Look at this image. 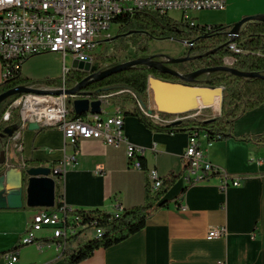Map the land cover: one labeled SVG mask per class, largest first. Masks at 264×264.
Returning a JSON list of instances; mask_svg holds the SVG:
<instances>
[{
    "label": "crops",
    "instance_id": "1",
    "mask_svg": "<svg viewBox=\"0 0 264 264\" xmlns=\"http://www.w3.org/2000/svg\"><path fill=\"white\" fill-rule=\"evenodd\" d=\"M223 10L226 24H234L245 16L264 14V0H226ZM22 71L31 79L60 78L62 62L56 53L39 54L28 58ZM4 80L0 60V83ZM111 103L105 107L107 113L117 107ZM134 107L127 103L123 114ZM199 115L204 116L202 111ZM44 128L26 127L17 142L9 138L8 168L22 166L26 160L30 165L52 167L72 154L73 148L65 147L61 129ZM124 130L128 141L144 151L139 156L145 158L147 171L130 166L127 144L114 147L101 139H82L78 164L68 166L61 178L55 176L54 207L29 206L24 195L22 208L0 209V252L16 251L19 259L15 264H65V248L56 239L53 244H21L40 209H55L62 200L74 209L113 213L118 206L143 203L149 171L156 170L161 178L183 171L164 198L170 201L168 207L150 217L143 230L96 250L91 258L78 264H264V141L241 138L264 135V102L235 121L233 138L210 142L201 132L199 141L207 158L241 180L239 186L230 183L226 191L218 176L191 185L185 181L184 153L189 132L152 131L132 115H125ZM18 143L22 144L21 150ZM211 227H225L227 234L210 239L207 235ZM37 235L39 240H54L50 230ZM0 264L9 263L3 256Z\"/></svg>",
    "mask_w": 264,
    "mask_h": 264
},
{
    "label": "built area",
    "instance_id": "2",
    "mask_svg": "<svg viewBox=\"0 0 264 264\" xmlns=\"http://www.w3.org/2000/svg\"><path fill=\"white\" fill-rule=\"evenodd\" d=\"M226 0H0V60L4 67V78H7L13 67L35 55L56 53L62 62L60 81L55 84L33 83L34 91L23 93L14 99L4 111L2 119L8 121L14 109H20L21 123L19 129L10 137L14 142L19 141L21 131L30 122L38 123L41 128L55 127L64 133L65 147H72V154L52 165L56 176L68 166L78 164V144L82 139H101L105 144L119 147L127 144L129 164L136 169H143L139 154L144 151L130 143L124 130V114L117 106L112 113H107L110 97L121 93L135 94L129 89H122L102 95L93 100L102 102L101 113L86 112L72 118L75 113L73 102L82 95L67 93V78L74 69L68 65L67 58L96 64L95 51L103 41H111V27L120 15H133L136 11H151L169 14L178 11L181 20L187 21L191 12L203 10H223ZM185 44H189L185 41ZM230 54L224 58V65L234 66L238 55L245 53L237 40L228 43ZM98 64V63H97ZM109 63L99 70H104ZM77 70V69H76ZM59 92V93H57ZM150 96V93H149ZM136 97V96H135ZM146 116L166 124L174 123L183 118L182 115L163 118L150 101L147 107L140 104ZM202 134H190L189 144L184 153L187 184H196L218 176L222 179L221 188L226 191L229 184L239 186L240 178L228 173L213 164L200 145ZM212 142V141H210ZM18 150L22 144L18 143ZM152 192L156 184L162 183V178L156 170L149 171ZM123 208L118 206L113 212L118 215ZM86 210L74 209L66 204L55 209H40L32 218V222L21 238V244L38 243V233L50 230V237L58 240L60 247H67L68 239L73 237L88 239L97 236L102 230L96 226V221L85 216ZM227 234L225 227H211L207 237L219 238ZM39 244V243H38ZM9 264L18 261V253L14 250L4 255Z\"/></svg>",
    "mask_w": 264,
    "mask_h": 264
},
{
    "label": "trees",
    "instance_id": "3",
    "mask_svg": "<svg viewBox=\"0 0 264 264\" xmlns=\"http://www.w3.org/2000/svg\"><path fill=\"white\" fill-rule=\"evenodd\" d=\"M118 25V37L113 39L116 44L123 43L125 38L132 35L142 36L141 40L134 43L136 54L140 57L146 56L149 52V43L154 39H175L187 41L188 47L184 55L195 56L175 66L181 72L188 73L201 68L219 67L224 64V58L230 54L228 43L230 40L229 31L233 24L213 23L199 24L189 18L187 21L177 20L168 14L151 11H136L133 15H120L115 20ZM131 32L130 35H123ZM245 53L238 55L234 67L243 72H257L264 74V22L260 20L247 21L240 30V35L236 39ZM121 41V42H119ZM138 58V57H137ZM27 60V59H26ZM13 67L9 76L4 82L0 83V94L19 86H30L33 83L53 84L58 83L60 78L31 79L22 71V65ZM97 63L102 66L109 63L104 69L116 66L126 60L120 55V50L108 52L107 50L96 56ZM154 75L164 80L178 82L179 78L170 73H162L152 67L145 65L133 66L128 69L113 73L112 75L96 82H92L82 91L89 94L91 98H98L102 95H110L122 89L131 90L135 96L130 93L116 94L110 97V101L116 103L123 113L127 103H133L134 109L124 113L125 115L136 116L147 128L157 132H178L186 131L189 134L193 132H203L210 141H220L234 136L235 121L247 111L253 110L264 102V78L261 77H242L223 70L212 71L198 76L193 83L206 86H223L224 103L223 111L220 116L209 119L205 116H194L193 112L183 114L180 124L162 123L153 117L146 116L140 104L147 107L149 104V76ZM88 76L87 72L72 69L67 78V87L74 88L78 83ZM16 94L0 105V134L6 128L13 132L19 129L21 123V113L14 109L8 121L2 119L4 111L10 103L19 97ZM163 118L166 114H161ZM71 117H78L76 113H71ZM45 128H40L44 130ZM9 138V136H6ZM242 139H255L264 141V135L242 136ZM1 140V139H0ZM142 167L147 171L146 160L139 157ZM26 162H29L26 160ZM186 167H184L185 169ZM182 172H170L162 178V185L157 191L152 192L150 183L147 181L145 198L143 203L133 207L123 208L118 215L101 210L85 212V216L96 221V226L102 230L97 235L85 239L79 237L68 239V246L64 249L65 264H78L91 258L96 250L108 248L118 244L130 236L143 230L150 217L160 209L168 207L170 201L164 199L169 190L178 182ZM61 178V177H60ZM187 188V187H186ZM185 188V189H186ZM57 191L61 197V186L58 184ZM185 193V190L182 194ZM63 201L57 203L61 207ZM55 241L39 240L38 243L53 244ZM78 242V246H73ZM8 251L0 252V258L8 254Z\"/></svg>",
    "mask_w": 264,
    "mask_h": 264
},
{
    "label": "water",
    "instance_id": "4",
    "mask_svg": "<svg viewBox=\"0 0 264 264\" xmlns=\"http://www.w3.org/2000/svg\"><path fill=\"white\" fill-rule=\"evenodd\" d=\"M251 20H260L264 22V14L245 16L241 20L235 22L229 31L230 41H234L240 35L241 27ZM128 32L123 35H130ZM113 36L110 40L117 38ZM181 41V40H179ZM185 42V41H181ZM167 60H158L155 55L138 57L127 60L116 66L99 70L98 64L84 62L75 59L72 63L74 69L87 72L88 76L78 83L74 88L67 90L71 95H82L74 100V111L77 115H83L88 111L93 113H101L102 102L100 100L91 101L90 95L82 91L92 82L100 81L113 73L128 69L133 66L145 65L159 70L162 73H170L179 78L178 82L164 80L157 76L151 75L148 79V87L152 103L159 114L168 116L183 115L185 113L194 112V116L206 108L213 107L218 104V113L220 116L223 111L224 103V87L223 86H206L196 85L193 81L200 75L212 71L223 70L230 74H235L242 77H261L264 74L257 72H243L234 66L222 65L212 68H201L192 72L184 73L176 69L174 65L192 60L195 56L187 54L181 57H171L165 55ZM34 91L28 86H19L9 89L0 94V105L8 98L16 95ZM59 93V92H57ZM215 116V117H216ZM213 118V117H212ZM212 118H208L212 119ZM181 121H176L173 124L178 125ZM30 130H39L41 126L38 123L30 122L28 125ZM13 132L8 128L0 134V139L6 136L9 138ZM10 141V140H9ZM9 147L0 150V209L12 208L20 209L23 207L24 195L27 196L29 206H55V191H56V173L50 166L30 165L27 162L22 166L16 164L11 168L7 167L10 157L7 156Z\"/></svg>",
    "mask_w": 264,
    "mask_h": 264
},
{
    "label": "rangeland",
    "instance_id": "5",
    "mask_svg": "<svg viewBox=\"0 0 264 264\" xmlns=\"http://www.w3.org/2000/svg\"><path fill=\"white\" fill-rule=\"evenodd\" d=\"M168 15L177 20H181L182 17V14L178 11H171ZM189 15L191 19L195 20L199 24L226 23L224 10H203L199 12H191ZM117 31H118V25L114 24L110 29V32H112V36H115L117 34ZM141 38L142 36L140 35L128 36L127 38H125V41L120 44H116L114 41H103L98 45V48L95 51V53L99 55L105 52L106 50L108 52L120 50V55L123 60L127 61L131 59H135L137 57H140L139 56L140 54H136L134 43L141 40ZM187 47L188 45L185 44V42H181L175 39H161V40L154 39L151 40L149 43L148 55H156V56L169 55L171 57H181L186 53ZM67 63L68 65L72 64V59L70 57L67 58ZM150 101L152 102L151 97H150ZM112 103L114 104L113 101ZM17 111H20V109L18 108ZM217 113H218V104L216 106L202 110V114L205 117H215ZM192 115H194V112L192 113Z\"/></svg>",
    "mask_w": 264,
    "mask_h": 264
},
{
    "label": "flooded vegetation",
    "instance_id": "6",
    "mask_svg": "<svg viewBox=\"0 0 264 264\" xmlns=\"http://www.w3.org/2000/svg\"><path fill=\"white\" fill-rule=\"evenodd\" d=\"M146 56H149L148 54L146 55ZM183 56H185V55H183ZM155 58L156 59H158V60H167V58L164 56V55H161V56H156L155 55ZM174 67L176 68V66L174 65ZM178 68V67H177ZM176 68V69H177ZM11 142L9 141V138H4V139H2V140H0V150L2 149V148H5V147H10V144ZM1 158V157H0Z\"/></svg>",
    "mask_w": 264,
    "mask_h": 264
},
{
    "label": "bare ground",
    "instance_id": "7",
    "mask_svg": "<svg viewBox=\"0 0 264 264\" xmlns=\"http://www.w3.org/2000/svg\"><path fill=\"white\" fill-rule=\"evenodd\" d=\"M217 104H215L214 106H216ZM161 185H162V183H157L156 184V191L159 189V188H161ZM101 233V232H100ZM99 233V234H100ZM99 234H97V235H99ZM6 255H9V253L8 254H6Z\"/></svg>",
    "mask_w": 264,
    "mask_h": 264
}]
</instances>
